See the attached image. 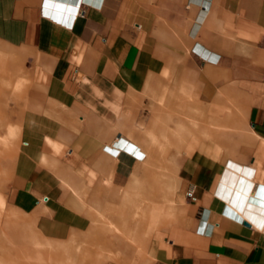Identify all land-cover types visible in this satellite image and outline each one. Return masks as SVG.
Here are the masks:
<instances>
[{
  "label": "crops",
  "instance_id": "0c3cea01",
  "mask_svg": "<svg viewBox=\"0 0 264 264\" xmlns=\"http://www.w3.org/2000/svg\"><path fill=\"white\" fill-rule=\"evenodd\" d=\"M0 41L24 51L38 91L0 164L9 174L0 208L34 219L46 239L85 232L96 207L121 200L139 170L128 150L106 149L129 139L116 111L137 96L135 118L120 122L136 125L139 139L159 108L151 89L167 87L177 105L184 87L206 104L245 103L254 136L231 129L183 157L160 227L175 224L149 242L142 264H264V0H0ZM196 42L218 63L195 54ZM234 173L245 179L236 198ZM192 185L196 201L185 193Z\"/></svg>",
  "mask_w": 264,
  "mask_h": 264
},
{
  "label": "rangeland",
  "instance_id": "374dc122",
  "mask_svg": "<svg viewBox=\"0 0 264 264\" xmlns=\"http://www.w3.org/2000/svg\"><path fill=\"white\" fill-rule=\"evenodd\" d=\"M0 56L3 57L6 64L9 60L17 62L16 74H14V70L0 66V73L4 72L3 77L0 78L2 88L5 89L6 92L8 91V85L13 86L16 94V105L6 104L5 101H8V99H6L5 96H0V100L2 101V107L0 108L2 111H0V114L2 113L3 115V118H0V164H2L4 160H8V154L14 149V142L19 137L20 128L19 125L15 124L19 122L24 111L30 107V100L33 101V98L37 97L38 91L31 84L29 75L30 61L27 60L21 48L11 47L0 41ZM179 91L183 102L176 105L170 99L175 93L170 91V89L168 90L167 87L161 90L156 88L151 89L152 96L159 102V108L154 109L153 112L155 114L152 124L150 127L141 131V136L145 132H152L158 138L161 137V116L163 117L165 112H167L164 105L169 102L176 106L174 112L187 122L195 119L197 122L201 121V114L203 115L208 111H215L221 107L228 114V117L222 124H217L216 120L206 123L211 130H214L215 135L213 137H207L194 128L193 122H189L187 123L189 128H193L196 131L198 138L196 141L190 139L189 136H185L184 141L180 142L179 146L175 149L173 147H171L173 149L170 147L164 149L160 147L154 150L156 156H154L155 160L152 161L148 167L149 171L139 174L141 183H148L151 185L147 191H151L153 195L152 198L146 199L141 196L138 197V195L129 192V186L133 181V174L128 186L118 193V197L121 198V200H106L104 204L100 203V205L97 206L105 212V216L113 218L119 225L122 222H128L132 225V239L130 241L132 244L130 247H127L125 240L117 237L116 246L110 248V250L101 247V251L98 249L99 251L93 252L92 255H88L84 264H109L110 262H118L120 264H142L143 258L147 257L149 242L152 244L162 239L166 231L175 224V221H169L167 223V229L160 227L164 224V214L171 212V202L168 196L169 192L167 191V186H169V184H176L177 170L183 157L191 156L201 140L220 138L228 131H231V129L236 132L245 131L249 135L254 136V131L252 129L247 130L244 127L245 118L248 114V106H244L245 103L243 104L237 99L229 98L230 104L228 102L206 104L205 102H200L197 95L191 90L183 87L180 88ZM128 97L131 99V103L125 102V105L116 112L120 115V119L125 118V120L131 121L136 116L135 103L137 101V96L132 93L131 95L128 94ZM187 115L193 116V119ZM120 119L116 127L127 128L128 130L135 127V131L138 130L136 125H125L120 122L122 120ZM8 175L6 166H0V192L3 194L7 192L6 185ZM101 180L104 184L108 186L111 185L112 178L110 174H103ZM80 189L82 192L86 190L85 187ZM132 206L136 209L130 213ZM101 217V214L96 210V212H93L92 224L88 230L80 234H72L65 240H51L43 238L37 233L34 219L23 215V213H19L18 210L13 209L6 202V204L3 206L1 205L0 208V263L7 264L6 257H8V255H10V257H16L17 248L24 251L20 256L21 259L28 261L32 259L38 260L43 256L46 258L48 257L49 260H53V258L57 257V254L66 256L70 252L79 249L85 250L88 247V243L85 240L88 239L87 237L90 234H93V238L94 236L96 238L111 237L109 232L103 227L106 225V222H104ZM21 233L27 235L24 236V240L20 238ZM10 247H12V249H9ZM51 247L53 248V252L56 251L55 253L48 255L41 251V248ZM89 247L91 248L90 245ZM9 263L12 264L11 262Z\"/></svg>",
  "mask_w": 264,
  "mask_h": 264
},
{
  "label": "bare ground",
  "instance_id": "6f19581e",
  "mask_svg": "<svg viewBox=\"0 0 264 264\" xmlns=\"http://www.w3.org/2000/svg\"><path fill=\"white\" fill-rule=\"evenodd\" d=\"M205 3L208 6V3L206 1H205ZM194 26L196 27V24ZM205 31L206 30H204V32ZM195 32H197V31H195ZM202 39H205V38L202 37ZM201 41H203V40H201ZM192 51L195 54H197L198 56H200L201 58L205 59L209 63L216 64V63H218V61L220 59V55L218 53L210 51V50H207L202 44H200L198 42L194 43V45L192 47ZM233 53H234V51H233ZM243 65H245V64H243ZM0 66L3 67V68L6 67L8 69H12L15 72V70L17 68V62L13 61V60H11V61L9 60L7 62V64H6L5 60H3V57L0 56ZM3 74H4V72L0 73V78L3 77ZM14 74H16V72ZM8 86H9L8 87V91L5 92V89H3L1 84H0V96L1 95L5 96V98L8 99V101H5L6 104L8 103V105L9 104L16 105L15 88L13 86H10V85H8ZM173 98H175V95L173 97H171L170 99L172 100ZM1 103H2V101L0 100V108L2 107ZM175 107L176 106L171 104L170 102L168 104L164 105V108H165V110L167 112H165L163 117L161 116V125H162L160 127V134H161V137H162V138L160 137L161 139L158 138L152 132L151 133H146V132L143 133L141 138H139V139L134 138L133 133L135 131V127H132V129L128 130V132H127V136H128L129 139L125 140L123 138H120L117 141H114L112 145L107 146V148H106L108 151L110 150V152H114V154L117 157H119L121 155V150H128L138 160L140 166L139 167L137 166V167L139 168V170H138V172L136 171V173H134L132 184L129 186V192H132L133 194L138 195V197L141 196L142 198H146V199H150V198L153 197V195L151 194V191H147V189L151 185L148 184V183L147 184L146 183H141V181H140L141 178H140L139 174L141 172L145 173V172L149 171V168H148L149 165L151 164L152 161L155 160L154 156H156V154H155L154 150L156 148H160L161 147V148L164 149L166 147H170V148L173 147L175 149L177 146H179L180 142L184 141L185 136H189L190 139L196 141L198 139L196 131L193 128H189V126L187 125V123H189V122H193L194 123V128H196L199 132L203 133L207 137H213L215 135V132H214V130H211L206 125V123H210L212 120H216L217 124H222V122L224 123V121L228 117V114L221 107V108L216 109L215 111H210V112L208 111L207 113L205 112V114H203V115L201 114V116H200V120L201 121L197 122V121H195L196 120L195 119V120H190V121L187 122L181 116H179L178 114H176L174 112ZM0 111H2V110L0 109ZM169 112H171V113H169ZM187 116H189L190 118L193 119V116H191V115H187ZM0 118H3L2 113L0 114ZM173 148H171V149H173ZM127 158L128 157H126V159ZM43 160H44V162H46V159H44V157H43ZM231 161H233L232 163H230L231 166L233 168L239 169V167H238L239 165L236 164L238 161L236 159H234V158H231ZM55 164H57V163L55 162ZM55 168L59 169L58 166H54V169ZM66 175L64 177H66ZM234 176H235L236 179L230 180V183L234 184V188H232V191L234 192V198H236L238 196V194H240L239 190L241 189L242 182L245 179L242 176H240V174L234 173ZM68 177L66 179H68ZM69 179H73V178H69ZM64 181H65L66 184H69V182L67 180H64ZM71 184H72V182L69 185H71ZM252 185L253 184L250 183V187H252ZM74 186H75V184H74ZM67 187H69V186L67 185ZM175 188H176V184L175 185L169 184V186H167V191L169 192L168 196L170 197V201L173 200L172 196H173V193L175 191ZM73 189L76 190L75 187H73ZM78 191L82 192L81 189L78 188L75 193H77ZM251 195H252V198H254L255 189H253V192H252ZM96 208H97V212L101 214V216H102L101 218H103L104 222H106V225H104L103 227L109 232L111 237H109V238H103V237L96 238L94 236V238H93V234H90L87 237L88 239L85 240L88 243L87 249H85V250L84 249H79V250H76L74 252H70L66 256L65 255L64 256H60V255L57 254V257L53 258V260H49L48 257L46 258L44 256L41 259H38V260H36V259H32L30 261L22 260L20 256H21L22 252H24V251L19 250V248H17L16 249V251H17V256L16 257H10V255H8V257H6L7 258V264H10L9 262H11L12 264H84L87 256L88 255H92L93 252L99 251L98 249H100V251H101V247L104 248V249L110 250V248H113L114 246H116L117 245V243H116V238L117 237H120L122 240H125L127 247H130L131 244H132L130 242L131 239H132V234H131L132 233V225L129 224L128 222H122L119 225L113 218H110V217L108 218L107 216H105V212L103 210H101L99 207H96ZM239 208H240V206H239ZM135 209L136 208L132 206V209H131L130 213L133 212ZM20 236H21L20 237L21 240H24L25 239L24 236H27V235H24L23 233H21ZM89 245L91 246V248L89 247ZM9 249H12V247H10ZM41 251L46 253V254H48V255L56 252V251L53 252V248L52 247L51 248H41ZM8 260H9V262H8ZM0 264H5V263H0Z\"/></svg>",
  "mask_w": 264,
  "mask_h": 264
},
{
  "label": "built area",
  "instance_id": "2783aa9c",
  "mask_svg": "<svg viewBox=\"0 0 264 264\" xmlns=\"http://www.w3.org/2000/svg\"><path fill=\"white\" fill-rule=\"evenodd\" d=\"M186 196L192 200V201H196V195H195V186H189V188L186 191Z\"/></svg>",
  "mask_w": 264,
  "mask_h": 264
}]
</instances>
